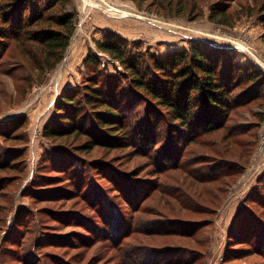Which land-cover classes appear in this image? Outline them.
Masks as SVG:
<instances>
[{
  "label": "rangeland",
  "instance_id": "1",
  "mask_svg": "<svg viewBox=\"0 0 264 264\" xmlns=\"http://www.w3.org/2000/svg\"><path fill=\"white\" fill-rule=\"evenodd\" d=\"M72 2L77 30L55 70L42 75L13 42L0 60V264H264V92L240 97L225 127L179 148L174 163L172 120L162 115L158 145L143 151L84 152L85 136L45 134L64 93L89 84L90 51L109 75L124 72L97 48L108 35L150 66V55L201 43L264 73V0ZM244 43L256 59L235 48ZM243 76L236 94L252 86ZM145 104L138 115L148 116ZM208 171L218 180L202 184Z\"/></svg>",
  "mask_w": 264,
  "mask_h": 264
},
{
  "label": "trees",
  "instance_id": "2",
  "mask_svg": "<svg viewBox=\"0 0 264 264\" xmlns=\"http://www.w3.org/2000/svg\"><path fill=\"white\" fill-rule=\"evenodd\" d=\"M72 1L0 0V60L10 53L13 42L42 75L55 70L77 30V12ZM153 3L159 6L162 0ZM219 15L225 17V11ZM96 45L100 52L119 62L124 72L109 75L106 66L100 67L103 59L90 51L84 59L85 66L92 71L89 84L75 90V94L64 93L58 103L56 127L45 130L51 138L85 136L84 152L99 145L138 146L137 151H143L140 145L152 144L155 148L162 115L172 120L168 129L172 136L166 140L175 146L173 157L169 158L174 163L180 157L176 156L179 148L183 151L201 137L223 129L232 112L241 106L240 97L264 92L261 70L254 66L248 70L239 68L231 57L221 56L218 51L213 54L201 43L175 54L150 55L152 66L146 65L143 56L133 53L117 35L99 39ZM243 75L252 86L236 94L244 84ZM126 80L131 88L122 87ZM139 102L146 103L142 109L147 110L148 116L138 115ZM150 153L151 150L147 156ZM210 173H204L208 177L199 182L218 180Z\"/></svg>",
  "mask_w": 264,
  "mask_h": 264
},
{
  "label": "built area",
  "instance_id": "3",
  "mask_svg": "<svg viewBox=\"0 0 264 264\" xmlns=\"http://www.w3.org/2000/svg\"><path fill=\"white\" fill-rule=\"evenodd\" d=\"M235 48H237L238 51L243 52V54H245V56L247 55L253 59H256V57H255L256 56V49L252 45H250L248 43H244V44L236 45ZM259 65H261L262 69L264 70V61L261 62V64H259ZM256 157H257V163L259 162L258 165L261 167H264V124H263V127L261 129L260 147H259V150H258Z\"/></svg>",
  "mask_w": 264,
  "mask_h": 264
}]
</instances>
